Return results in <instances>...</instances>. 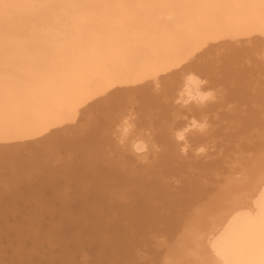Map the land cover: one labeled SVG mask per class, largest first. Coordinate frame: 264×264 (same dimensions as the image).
<instances>
[{
	"label": "bare ground",
	"instance_id": "obj_1",
	"mask_svg": "<svg viewBox=\"0 0 264 264\" xmlns=\"http://www.w3.org/2000/svg\"><path fill=\"white\" fill-rule=\"evenodd\" d=\"M209 91L215 93L214 99L207 97ZM123 105L128 107L121 111ZM218 105L225 111L222 120L231 129L223 131L234 133H225L226 138H231V148L236 138L241 143L234 147L241 152L240 158L227 176L237 183L233 185L230 180L233 186L229 184L227 192L220 194L221 199L210 205V199L205 201L195 195L192 202L205 201L206 210H199L202 214L191 216L187 222L163 217V224L169 221L173 227L171 239L186 241L185 252L179 242L178 247L176 241L171 243L176 248L166 245L164 241L171 240L169 235L165 240L156 236L160 244L171 249L163 251L164 246L154 245L161 251H153V259L170 264L185 253L181 258L184 260H176L179 264H264V0H0V169L13 177L0 191V264H58L57 259L77 264L76 252L70 253L63 243L57 254L43 247L44 242L49 243L41 234L47 219L55 232L61 229L68 234L83 223L92 228V233H103L102 245L95 250V264L109 263V247L118 262L141 259L138 246L147 242L144 237L152 238L156 220L161 223L160 214L151 209L159 202L154 205L155 198L153 202L148 200L152 192L147 188H155L156 180H162L165 173L184 174L187 165L176 162L168 152H179L180 161L190 155L187 136L195 138V145L198 132L209 135L210 124L204 114ZM155 106L159 107L156 112ZM137 109L146 115H139L140 120L134 114L130 130L122 135L118 126ZM154 114L161 116L159 120L164 123L169 116L172 118L167 132L176 141L175 144L169 138L178 147L177 152L159 149L162 143L158 135L155 137L156 132L153 134L158 120ZM63 154L70 162L63 160ZM151 156L155 158L151 167L160 174L156 180L149 176L153 168L145 169L148 174L142 171L146 163H151ZM97 161L110 170L93 167ZM200 162L195 163L201 169L198 174L213 165L220 171L215 163ZM65 167L68 173L86 175L82 185L73 178L78 188L73 197L62 190L63 186H56L57 169L63 171ZM17 170H31V181H36L34 185L26 184L25 204L29 207L22 217L16 216L20 205L15 209L13 205L6 206L7 195L17 196V186H13L20 176ZM46 174L50 177L45 178ZM184 175L187 177L189 172ZM200 182L192 186L202 188ZM210 183L203 184L211 188ZM120 189L126 191L127 197ZM189 190L194 191L193 187ZM120 199L122 203L116 202ZM169 207L167 212L173 209ZM109 212L113 218L106 223L104 216ZM190 212L193 215L194 208ZM10 219L15 222L6 226V237L1 223ZM191 225L198 228L193 230ZM184 226L191 229L184 233ZM3 235L11 247L9 254L2 246ZM154 239L151 244H156ZM147 254L142 258L147 260ZM81 264L89 262L84 259Z\"/></svg>",
	"mask_w": 264,
	"mask_h": 264
},
{
	"label": "rangeland",
	"instance_id": "obj_2",
	"mask_svg": "<svg viewBox=\"0 0 264 264\" xmlns=\"http://www.w3.org/2000/svg\"><path fill=\"white\" fill-rule=\"evenodd\" d=\"M209 79V78H208ZM164 81V80H163ZM162 80H161V82H163ZM209 82L211 83V80H209ZM208 83V82H207ZM169 89V88H168ZM167 89V90H168ZM161 94V93H160ZM155 95V94H154ZM154 97V96H153ZM155 98V97H154ZM157 101V100H156ZM161 103H163V101L161 102ZM214 105V104H213ZM127 105H123L120 109H121V111H122V109L124 108L125 109V107H126ZM128 107V106H127ZM216 107V106H215ZM129 108H130V106H129ZM155 109H154V112H156V110L157 109H159V107L157 108L156 106L154 107ZM218 108V109H217ZM214 108H212V111L209 113V112H207V114L205 113L204 114V116L206 117L207 116V121L209 122L208 124H210V128L208 129V134L209 135H207V132H204L205 134H206V138H204V136H205V134L204 133H202V132H198V141L199 140H205V139H208V140H205V141H203V143H201V144H197L198 143V141L196 142V143H194L195 145H192L193 144V142L192 141H195V138H194V140H192V138H190L189 136L190 135H188L187 136V141H188V145L189 144H191V146L189 145V148H191V149H189V153H190V155H186V156H184L183 158H182V161H180L179 159H181V157H180V155H177L178 153H176L175 154V151H170V150H176V152H177V146L175 145L174 146V144H172L173 142H175V144H176V141L172 138V137H170V135L168 134V132H169V125L168 124H171V122H172V118L169 116V118L170 119H165V121L166 120H168V121H166V123H164V121H160L159 120V118L161 117H156V113L154 114V118L156 117V119H158V120H155V127H156V129H154V130H156V131H154L153 132V134L156 132V134H155V137H156V135H158L157 137H160V138H158V139H161V140H163V142L160 140V143H162L163 144V146H162V144H161V147H160V145H159V149L161 150V151H164V150H169L170 152H168L169 153V156H171L174 160H176V162H178V163H180L181 165H183V166H186L185 167V172H184V174H186V175H188V172H189V175L187 176V177H189L188 179H187V177L183 174V175H181V176H177V175H174V176H170V175H168L167 176V173H165L164 174V177H166V180H169V181H166L165 179H164V177H162V180H160V181H158L159 179H157L159 176H160V174L159 175H157L159 172L157 171V169H155V167L153 166V167H151L153 164H152V161L151 160H153V162H154V160H155V158H153V156H151V158H149V162H151V163H149L150 164V166H149V164L148 163H146V167L143 169V168H140L139 169V167L137 166V169H139V170H142V171H144V172H146L147 173V171H150L152 168L154 169V171H153V169H152V171H153V173H154V175H153V173H151L150 172V175L149 176H151L150 178L151 179H154V180H156L157 182L155 183V188H147V189H149V190H151V195L148 197V200L150 199H152V201H150V202H153L154 201V198H155V200H157V201H154L153 202V204L155 205H157L158 204V202H159V204L157 205V206H154V208H152L153 206L151 205V209H152V212H156L157 211V213L158 214H160V215H158L159 217L158 218H161L160 220H161V223L159 222V221H157L156 220V222H155V225H156V228H157V226L159 227V229L157 228V231H155L156 230V228H155V230H154V233L153 234H155L154 235V237H155V239L154 240H159V238L158 239H156V236H161L160 237V240H165L167 237H168V235L170 236V239L172 238V235L170 234V232H171V228H173V227H171V224L169 225V221L167 222V225L164 223L163 224V222H162V220H165V219H168V220H171L172 222L174 221V220H187V219H190V218H192V217H196V216H199L200 214H202V211H199V210H206V208H205V204H203L205 201H209V199H210V201H209V205L211 204V202L213 203V202H217L218 200H220L221 199V196L222 195H220L221 193H225V192H227V186L229 185L230 187L231 186H233L234 184H236L237 182H235V180H232L231 179V176L230 177H228L227 178V176H229L230 175V170H229V168H231V166L234 164V166L237 164V161L239 160V158H240V154H241V152L238 150V148L236 149L235 148V150H234V147L235 146H237V144L238 145H240L241 143L239 142V140L236 138V136L235 135H233V137H232V139L235 141V138H236V145L235 146H233L232 148H231V143L228 141V138H226L225 137V133H226V130L228 131V130H231V129H229L226 125H225V120L223 121L222 119H224L225 118V111L223 110V108H221L219 105H218V107H216V109L217 110H221V112H223L222 114H221V112H217V110L215 109V110H213ZM3 110V108L0 110V111H2ZM124 111V110H123ZM141 111V112H140ZM214 111V112H213ZM138 112V113H137ZM153 112V113H154ZM112 113V112H111ZM111 113H109V114H111ZM137 113V114H136ZM140 113V114H139ZM214 113H216V115H217V113H218V120H217V116H215L214 115ZM137 117L139 116V115H141V116H145L146 114H144L143 112H142V110H136L135 111V113H134ZM160 114V113H159ZM221 114V115H220ZM161 115V114H160ZM208 115H210V116H208ZM211 115H213V116H211ZM220 116H221V118H220ZM224 116V117H223ZM146 117H148V116H146ZM139 118H141L140 116H139ZM209 118V119H208ZM213 118V119H212ZM161 119V118H160ZM140 120H142V118L140 119ZM143 120H144V118H143ZM171 120V121H170ZM186 120V119H185ZM212 120V121H211ZM214 120V121H213ZM215 120H217V121H215ZM160 121V122H159ZM169 121H170V123H169ZM181 121H184L183 120V117H182V119H181ZM222 123H221V122ZM83 123H85V120H83L82 122H81V124H83ZM162 123V124H161ZM160 124H161V127H165L164 129L166 130V132H163V131H165L164 129H161V127H160ZM164 124H166L167 126H164ZM213 124V125H212ZM160 127L159 128V130H160V132H159V130H158V126ZM163 125V126H162ZM213 126H214V130H213ZM226 126V127H225ZM211 128H212V130H211ZM226 129L225 130V132L223 131L224 129ZM58 131V130H57ZM157 131L159 132V133H157ZM168 131V132H167ZM211 131V132H210ZM210 132V133H209ZM213 132V133H212ZM232 132V131H231ZM54 133V132H53ZM162 133V134H161ZM164 133V134H163ZM211 133H212V135H211ZM224 133V135H220V137H219V134H223ZM168 134V135H167ZM203 134H204V136H203ZM226 134H228V136H230V135H232V134H234V133H230V131H229V133L227 132ZM166 135V136H165ZM195 135H197V133L196 134H193V136H195ZM213 135H214V137H213ZM167 137L168 138V141H167V139L165 138V137ZM191 136H192V134H191ZM201 136H203L202 138H201ZM209 136H211V137H213V138H209ZM216 136V137H215ZM222 136V137H221ZM156 137V138H157ZM197 137V136H196ZM169 138H171V141H172V139H173V142H171L170 140H169ZM200 138V139H199ZM217 138V139H216ZM224 140H223V139ZM227 140H226V139ZM211 139V140H210ZM212 139H214L213 141H212ZM229 139H231V138H229ZM165 140V141H164ZM197 140V139H196ZM216 140H218V142L216 141ZM222 140V141H221ZM225 140L226 141H228L227 142V144H230V146H229V149H226L227 147H228V145L225 143ZM157 141V140H156ZM211 141L213 142V143H211ZM192 142V143H191ZM199 142H201V141H199ZM209 142H210V144H209ZM221 142V143H220ZM157 143H159V142H157ZM205 143V144H204ZM240 143V144H239ZM165 144L167 145V146H165ZM196 144L198 145V146H196ZM171 145V146H170ZM201 145V146H200ZM205 145H207L206 147L207 148H205L204 146ZM171 148H169V147ZM173 146V147H172ZM193 146V147H192ZM202 149H204L203 151H199L201 148ZM195 147H196V151H195ZM197 147H199L200 149H198ZM39 148H42V146H40ZM169 148V149H168ZM198 149V150H197ZM205 151V152H204ZM208 151V152H207ZM225 151V152H224ZM245 152H249V151H247V150H244ZM166 152V151H165ZM207 152V153H206ZM235 152H237V153H235ZM240 152V153H239ZM168 153H167V155H168ZM231 153V154H230ZM233 153V154H232ZM171 154H173V156H175V157H173ZM193 154H194V156H193ZM196 154V155H195ZM204 154H205V156L206 157H208L210 154H212V155H210L209 157H211V158H206L205 156H204ZM223 154V155H222ZM225 154V155H224ZM234 154H236V155H234ZM197 155H198V157H197ZM221 155V156H220ZM227 155V156H226ZM238 155V156H237ZM64 156H66V154H63L62 155V158H63V160H67V162L69 161V160H71V159H69L68 160V156H66V159H65V157ZM178 156V157H177ZM223 156V157H222ZM226 156V157H225ZM193 157H194V159H193ZM196 157V158H195ZM204 157L207 159V160H205L204 159ZM228 157V158H227ZM237 157H239V158H237ZM115 158V157H114ZM184 158H187L188 160H189V163L188 162H186V160H183ZM197 158H199V159H197ZM202 158V159H201ZM213 158H215L214 160H213ZM222 158V159H221ZM224 159V160H223ZM179 160V161H178ZM187 160V161H188ZM192 160H194V162L192 161ZM208 161V163L209 162H211L212 164L211 165H213L214 163L216 164L215 166H218V168L220 169V171H217V170H215V168H214V165H213V167H211L212 169H208V171H204V170H202V172H201V174H198V171H201V169L198 167V165H195V163L198 161V162H200V161ZM212 160V161H211ZM204 161V162H205ZM66 162V163H67ZM70 162V161H69ZM82 162H83V159H82ZM98 162V161H97ZM97 162H94L92 165H94L93 167H97V169H100L101 168V170L103 169V168H106V169H108L107 167H105L106 166V164H104L103 162H98V164H97ZM190 162H192V163H190ZM204 162L203 163H201V164H204ZM230 163V164H229ZM68 165L70 164V163H67ZM99 165V166H98ZM135 165H138L137 163H135ZM194 165H195V167H194ZM149 166V167H148ZM90 167H91V165H90ZM100 167V168H99ZM226 167V168H225ZM147 168H149V169H147ZM151 168V169H150ZM199 168V169H198ZM204 168V167H203ZM214 168V169H213ZM222 168V169H221ZM145 169H147V171L145 170ZM22 170V169H21ZM58 171H59V173H58V180H56V181H58V184L56 185L59 189H61L62 188V186L64 187V188H62V190H64L65 192H67V193H69V195L71 194V197H73V196H75V193H76V190L78 189L75 185H77V182H76V178H78V180H80V182L78 183V184H80V185H82V182H83V180H84V178H85V180H86V175L84 176V175H78V174H76L75 175V173H68L67 172V169H66V167L65 168H63V171H62V168L60 169H57ZM61 170V171H60ZM108 170H110V169H108ZM138 170V171H139ZM156 170V171H155ZM223 172H222V171ZM229 170V171H228ZM0 171H1V175L2 176H0V182L2 183V184H0V191H1V189L2 190H5L4 188H5V184L7 183V182H10V181H12L13 180V177L11 176V177H8V175L6 174V172H4L5 170H1L0 169ZM17 171H19V170H17ZM31 170H28V171H26V170H23V172H18V175H20L19 176V178L15 181V183L13 184V186L15 185V186H17V189H16V191H15V193H17V196L15 195L14 197L16 198H14V197H11V196H13L12 194H9V195H7V198H6V202L7 201H9V202H7V203H9L8 205H6V202H5V205L6 206H9V207H11L12 205L14 206V209L17 207V206H21L20 207V209H19V212L16 214V216L17 217H22L23 216V214L25 213H27L28 212V208H27V204H25V201L27 200V196H26V190L28 189V187L26 186V184L27 183H32V185H34L35 184V182L36 181H31V179H32V176H34L31 172H30ZM142 171H139L140 173L139 174H143L142 173ZM195 171V172H194ZM25 172H26V174H27V176H26V174H25ZM30 172V173H29ZM61 172V173H60ZM68 174H67V173ZM183 172V171H182ZM191 172V173H190ZM197 172V173H196ZM207 173V174H204V173ZM210 172V173H209ZM5 173V174H4ZM20 173V174H19ZM66 173V174H65ZM193 173V174H192ZM195 173V174H194ZM211 173H213L212 175H214V176H212L211 175ZM215 173V174H214ZM216 173H217V175H216ZM226 173V174H225ZM229 173V174H228ZM29 174V175H28ZM63 175V176H61V175ZM75 175V176H70V175ZM138 174V175H139ZM148 174V173H147ZM48 175H50V174H46L44 177L46 178V177H50V176H48ZM196 177H195V176ZM203 175V176H202ZM206 175H208L209 176V178H212V179H209L208 178V176H206ZM211 175V176H210ZM148 176V177H149ZM157 176V177H156ZM186 178H185V177ZM191 176H193V178H194V180H193V178L191 177ZM202 176V177H201ZM206 176V177H205ZM219 176H221L220 178H219ZM8 177V178H7ZM76 177V178H75ZM139 177H141V175H139ZM171 177V178H170ZM172 177H174V178H172ZM183 177H184V181H183ZM199 177V179H198V181H196L197 180V178ZM222 177H224V179H225V177L227 178L225 181H228L229 180V183L228 184H226V182L223 180V178ZM10 178V179H9ZM73 178H75V179H72ZM82 178V179H81ZM181 178H182V180H181ZM202 178V179H201ZM206 178H208V179H206ZM230 178V179H229ZM2 179V180H1ZM5 179V180H4ZM63 179V180H62ZM171 179V180H170ZM175 179V180H174ZM176 179H177V181H176ZM178 179H179V181H178ZM196 179V180H195ZM201 179V180H200ZM4 180V181H3ZM25 180V181H24ZM75 180V181H74ZM164 180V181H163ZM188 180H190V181H188ZM201 182H200V181ZM211 180V181H210ZM230 180H232V183H233V185H231V183H230ZM62 181V182H61ZM161 181H163V182H165V183H162ZM174 181V182H173ZM206 181V182H205ZM67 182V183H66ZM72 184H71V183ZM161 182V183H160ZM169 182V183H168ZM175 182H176V184H175ZM178 182H179V184H180V186H179V184H178ZM185 182H187V183H185ZM188 182H190V183H188ZM198 182H200V183H206L207 184V182H208V184L210 183V186H211V184L213 185V186H211V188H208V186L209 185H207L206 186V184H205V186H204V184L202 183V188L203 189H205V190H203L202 188H196V186H192V184L193 183H195V184H197ZM221 182V183H220ZM5 183V184H4ZM18 183H24V185H22L21 184V186H18V185H20V184H18ZM199 183V184H200ZM225 183V184H224ZM17 184V185H16ZM63 184H65V185H63ZM86 184H88V183H86ZM158 184H159V186H158ZM166 184V185H165ZM177 184H178V186H177ZM191 184V186L189 187V185ZM69 185H71V186H69ZM161 185V186H160ZM185 185V186H184ZM188 185V186H187ZM201 185V184H200ZM14 186V187H15ZM172 186V187H171ZM176 186V187H175ZM187 186V187H186ZM20 187H21V189H20ZM72 187V188H71ZM193 187V189H194V191L193 190H189V188H192ZM209 190V191H211V192H207V190H206V188ZM215 187H216V191L214 190L215 189ZM67 188H69V189H67ZM74 188V189H73ZM168 188V189H167ZM180 188V189H179ZM196 188V189H195ZM214 188V189H213ZM222 188H223V190H222ZM225 188V189H224ZM32 189H35L34 187H32ZM53 189V188H52ZM51 189V190H52ZM65 189H67V190H65ZM176 189V190H175ZM199 189L200 190H202V192H201V194L199 193ZM20 190V191H19ZM75 190V191H74ZM175 190V191H174ZM220 190V192H218ZM19 191V192H18ZM25 191V192H24ZM120 191V193L122 192V194L123 195H125L126 197H127V194L125 193L126 191H124V189L122 190V189H120L119 190ZM203 191H205V192H203ZM214 191V192H213ZM4 192H6V191H4ZM75 192V193H74ZM188 192V193H187ZM21 193V194H20ZM25 193V194H24ZM158 193V194H157ZM180 193V194H179ZM204 193H206V194H204ZM219 193V194H218ZM224 193H223V195H224ZM7 194H8V192H7ZM153 194V195H152ZM204 196H203V195ZM211 194V195H210ZM217 194V195H216ZM187 195H188V197H187ZM195 195L197 196V198L199 197V198H204V202H197V200L196 201H194V202H192V200L195 198ZM207 195V196H206ZM21 196H23V198L21 197ZM152 196H154V197H152ZM156 196V197H155ZM176 196H178L179 198H176ZM190 196V197H189ZM220 196V197H219ZM129 197V196H128ZM131 197H133V196H130V198ZM182 197V198H181ZM184 197H186L187 199H185ZM13 198H14V200H15V202H14V200H13ZM20 198H22V199H20ZM158 198V199H157ZM192 198V199H191ZM196 198V199H197ZM11 199V200H10ZM191 199V200H190ZM22 200V201H21ZM180 202H179V201ZM116 201V200H115ZM167 201H168V204H167ZM189 201V202H188ZM12 202V203H11ZM18 202V203H17ZM21 202V203H20ZM116 202H119V203H122L123 201H121V199L119 200V201H116ZM163 202V203H162ZM171 202H173L172 204H170ZM165 203H166V205H165ZM190 203V204H189ZM196 203V204H195ZM200 203V204H199ZM22 204H24V205H22ZM152 204V203H151ZM162 204V205H161ZM164 204V205H163ZM17 205V206H16ZM190 205V206H189ZM200 205V206H199ZM12 206V207H13ZM24 206V207H23ZM169 206H171V207H169ZM180 206V207H179ZM198 206V207H197ZM11 207V208H12ZM29 207V206H28ZM156 207V208H155ZM165 207V208H164ZM168 207L171 209V208H173V209H171V211H172V213H171V211L169 212H167V209H168ZM175 207V208H174ZM189 207V208H188ZM197 209H196V208ZM193 208H194V212H196V213H194L193 212V215L192 214H190L191 212L190 211H192L193 210ZM155 209H156V211H155ZM17 210H18V208H17ZM165 212H163V211ZM169 210V209H168ZM178 210V211H177ZM72 212V211H71ZM85 212V211H84ZM163 212V215H161V213ZM111 214V216H110V214ZM108 213V215L107 216H104V219H105V221H106V223H108V219L109 220H111L112 218H113V215H112V213L111 212H109ZM168 214V215H167ZM195 214V215H194ZM198 214V215H197ZM89 216H92L93 217V215L92 214H89ZM167 216V217H166ZM181 216H182V219H180L181 218ZM192 216V217H191ZM165 219H164V218ZM169 217V218H168ZM186 219H185V218ZM14 218V220H15V216L13 217ZM163 218V219H162ZM177 218V219H176ZM184 218V219H183ZM13 219L11 220H9L7 223H6V221L3 223V220H2V234L3 233H5V231L7 230L6 229V226L8 225V224H13L15 221H14ZM104 221V222H105ZM163 226L164 225V227H165V230H163L164 229V227L162 228L161 226H159L160 224ZM187 222V221H186ZM83 224V223H82ZM81 223H78V226L76 227V228H73V231H72V229L68 232V234H66V233H64V231L63 230H61L60 229V231L59 232H55V231H53L51 228H49V219H47L46 220V222H45V228L43 229V230H45V231H41V234L43 235V238L45 237V239L47 238V240H48V242L50 243H46L45 244V242H44V245H43V247L47 250V252L48 253H50V252H55L56 254L57 253H59L60 252V250H61V248H62V243H63V245H65V247H67L68 248V251L70 252V253H72V252H76L75 254H74V256H75V260H76V262H78L77 264H81V262L85 259V260H87V262H89V264H95V262H96V259H95V250L97 249V248H99V247H101V245H102V242L100 241V239L101 238H103L104 239V234L103 233H100V235L98 234V233H92V231L93 230H89V228L90 229H92L90 226H88V225H86V224H84V225H82ZM157 224H159V225H157ZM81 226V227H80ZM85 226V227H84ZM170 226V228H169V230L168 229H166V228H168ZM189 226V225H188ZM79 227H80V229H79ZM83 227H84V229L86 230H84L83 229ZM185 228H184V233H187L188 231H189V229H193L194 230V228L195 229H197L198 228V226L196 225H191L190 227H188L187 228V226H184ZM4 228V229H3ZM162 228V229H161ZM188 230L187 232H185V230ZM4 230V231H3ZM46 230L48 231L47 233H46ZM62 231H63V233H62ZM83 231H85L84 233H83ZM91 231V232H90ZM163 231H164V234H163ZM168 231V232H167ZM191 231V230H190ZM88 232V233H87ZM157 232V233H156ZM55 233V234H54ZM94 234V236L95 237H91L92 236V234ZM166 233V234H165ZM51 234H53V235H51ZM87 234V235H86ZM153 234H152V238H154L153 237ZM159 234V235H158ZM161 234V235H160ZM5 235H6V237H7V233H5ZM47 235V236H46ZM103 235V236H102ZM111 235V231L109 232V236ZM164 235V236H163ZM166 235V236H165ZM54 236V237H53ZM55 236H57V237H55ZM75 236V237H74ZM87 236V237H86ZM91 238H90V237ZM1 237H3L2 239H3V241H4V243H5V240H6V238L4 239V235L3 236H1ZM9 237H12L11 235H9ZM49 237V238H48ZM62 237V238H61ZM101 237V238H100ZM146 237H148V238H146ZM146 237H144V239H146L147 240V242H145V244L144 245H142V244H140L138 247H139V251L141 252V253H139L140 255H141V259L139 258H137V259H135L136 257L134 256V259L136 260H134V262H146V264L148 263H152L153 264V262H154V264L156 263V264H158V263H160V261L162 262V264H164L165 262H167V263H165V264H168L169 262L168 261H164V260H157V259H153L154 258V252H156V251H161L159 248H158V246H159V244L161 243V241L160 242H157V241H154V243H156V244H151L152 243V241L153 240H151L152 238H149V237H151L150 235L149 236H146ZM163 237V238H162ZM165 237V238H164ZM13 238V240L15 239V237H12ZM61 238V239H60ZM82 238V239H81ZM86 238V239H85ZM94 238V239H93ZM97 238V239H96ZM143 238V237H142ZM141 238V239H142ZM162 238V239H161ZM50 239H51V241H50ZM75 239H77V240H75ZM89 241H88V240ZM96 239V240H95ZM140 239V238H139ZM169 239V238H168ZM167 239V241H168V243H167V241H164L165 243H166V245L167 244H169L168 245V247L170 246V244L173 242V243H175V241H176V243H175V246L176 247H178V242H179V247H183V251L185 252V246H186V244H185V242L186 241H183V240H181V239H177V240H175V239H171L170 241ZM13 240H11L12 242H13ZM54 240V241H53ZM59 240V241H58ZM87 240V241H86ZM174 240V241H173ZM63 241V242H62ZM8 242V241H7ZM55 242V243H54ZM58 242V243H57ZM65 242H67V244L65 243ZM163 242V241H162ZM170 242V243H169ZM11 243V242H10ZM78 243V244H77ZM105 243H107L106 241H105ZM48 244H49V246H48ZM86 245V246H83V245ZM95 244H97V245H95ZM147 244H150V247H149V245H148V247H147ZM53 245V246H52ZM69 245V246H68ZM81 245V246H80ZM88 245V246H87ZM93 245H94V247H93ZM106 246L108 245V243L107 244H105ZM153 245V246H152ZM154 245H158V246H156V249H155V246ZM161 245V247H163L164 246V248L162 249L163 251H167V250H169V249H171V247L168 249L164 244L162 245V244H160ZM3 246V249H4V252L6 251L8 254H9V252H11V251H9L10 249H11V247H10V244L8 243H5V244H3L2 245ZM47 246V247H46ZM54 246H57L56 248V250H55V247ZM83 246V247H82ZM141 246V247H140ZM171 246H173V247H175L174 245H172L171 244ZM53 247V248H52ZM84 247H86V248H84ZM90 247V248H89ZM143 247V248H142ZM172 247V248H173ZM175 247V248H176ZM10 248V249H9ZM44 248H43V250H44ZM77 248V249H76ZM143 250H142V249ZM167 248V249H166ZM54 249V250H53ZM82 249V250H81ZM108 249V248H107ZM145 249H147V253H146V251H145ZM152 249V250H151ZM155 249V250H154ZM150 250V251H149ZM154 251V252H153ZM133 254H136V251H133L132 252ZM143 254V255H142ZM147 254V260H149V261H147V260H145V259H143L142 257L144 256V258H145V255ZM77 255V256H76ZM148 255H149V257L150 258H152L151 260V262H150V259H148L149 257H148ZM156 255V254H155ZM181 255H182V253H181ZM180 254H179V256H180V258L177 256V258H175L174 259V261L173 262H175L176 260H184V259H181V258H183V255H185V253H183V255L181 256ZM82 258H84V259H82ZM93 258V259H92ZM79 259L80 260H82V261H79ZM106 259H107V263L108 264H133L132 263V261H133V259L132 258H130L127 262H124V263H121V262H118V259L117 258H114V257H112V252H111V249H110V247H109V249H108V254L106 255ZM114 259V260H113ZM192 261H194V259H193V257H191L190 258ZM2 260V259H1ZM142 260V261H141ZM154 260V261H153ZM113 261V262H112ZM169 261H170V259H169ZM172 261H170V264H179L178 263V261H176L175 263H173ZM56 262L58 263V264H64L62 261H60L59 259H57L56 260ZM92 262V263H91ZM138 262V263H139ZM172 262V263H171ZM137 263V264H138ZM135 264V263H134ZM142 264V263H141ZM143 264H145V263H143ZM161 264V263H160Z\"/></svg>",
	"mask_w": 264,
	"mask_h": 264
},
{
	"label": "clouds",
	"instance_id": "obj_3",
	"mask_svg": "<svg viewBox=\"0 0 264 264\" xmlns=\"http://www.w3.org/2000/svg\"><path fill=\"white\" fill-rule=\"evenodd\" d=\"M215 93L212 91H209L207 93V97L209 99H214ZM135 119L134 113H130L129 116H126L123 121L121 122V125L118 126V130L122 133V135H126L127 132L130 130L131 121ZM182 151H186V149H182ZM203 151V149L199 150Z\"/></svg>",
	"mask_w": 264,
	"mask_h": 264
}]
</instances>
